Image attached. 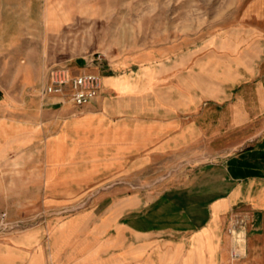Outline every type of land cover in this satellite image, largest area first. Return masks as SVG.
Segmentation results:
<instances>
[{
	"label": "crops",
	"instance_id": "obj_1",
	"mask_svg": "<svg viewBox=\"0 0 264 264\" xmlns=\"http://www.w3.org/2000/svg\"><path fill=\"white\" fill-rule=\"evenodd\" d=\"M216 54L150 60L146 50L93 70L102 86L86 104L50 95L53 107L41 110L34 134L45 138L51 184L54 170H136L142 159L152 167L161 160L156 170L183 172L178 184L163 181L160 193L149 194V215L53 217L47 231L2 239L0 264H264V125L256 137L226 139L235 127H249V110L233 102V90L255 75L235 66L231 50ZM85 63L75 60L71 68L93 69ZM7 187L1 170L0 195ZM46 203L63 201L50 195ZM238 217L246 223L244 244L233 258L228 230Z\"/></svg>",
	"mask_w": 264,
	"mask_h": 264
},
{
	"label": "rangeland",
	"instance_id": "obj_2",
	"mask_svg": "<svg viewBox=\"0 0 264 264\" xmlns=\"http://www.w3.org/2000/svg\"><path fill=\"white\" fill-rule=\"evenodd\" d=\"M225 49L235 66L255 75L238 80L233 90V102L249 110V127H235L226 139L253 138L264 125V0H0V153L6 149L0 173L8 174L0 195V241L46 230L53 217L149 215V194L160 193L163 181L178 184L183 172L156 170L161 160L152 167L142 159L136 170H54L51 184L45 138L39 141L34 131L41 110L53 107L50 95L67 94H43L50 68L84 60L101 76L93 71L98 66L146 50L154 60ZM170 162L177 166L179 159ZM50 195L63 203L47 204ZM44 236L48 257V232Z\"/></svg>",
	"mask_w": 264,
	"mask_h": 264
},
{
	"label": "built area",
	"instance_id": "obj_3",
	"mask_svg": "<svg viewBox=\"0 0 264 264\" xmlns=\"http://www.w3.org/2000/svg\"><path fill=\"white\" fill-rule=\"evenodd\" d=\"M101 56H97L92 61H99ZM102 86V78L99 74L82 71L74 73L68 66H55L48 71V83L43 94H67L75 105H83L90 102L97 96ZM1 215V219L5 218ZM245 220L238 217L228 232L233 238L231 256L240 257L243 252L244 238L242 230L245 226Z\"/></svg>",
	"mask_w": 264,
	"mask_h": 264
}]
</instances>
